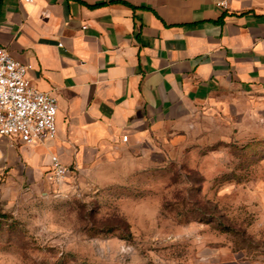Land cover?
Masks as SVG:
<instances>
[{
	"label": "crops",
	"instance_id": "crops-1",
	"mask_svg": "<svg viewBox=\"0 0 264 264\" xmlns=\"http://www.w3.org/2000/svg\"><path fill=\"white\" fill-rule=\"evenodd\" d=\"M0 47L58 104L54 139L0 136L1 191L52 183L53 156L149 165L196 106L264 117V0H0Z\"/></svg>",
	"mask_w": 264,
	"mask_h": 264
},
{
	"label": "rangeland",
	"instance_id": "rangeland-1",
	"mask_svg": "<svg viewBox=\"0 0 264 264\" xmlns=\"http://www.w3.org/2000/svg\"><path fill=\"white\" fill-rule=\"evenodd\" d=\"M165 144L0 190V264H264V117L196 106Z\"/></svg>",
	"mask_w": 264,
	"mask_h": 264
},
{
	"label": "built area",
	"instance_id": "built-area-1",
	"mask_svg": "<svg viewBox=\"0 0 264 264\" xmlns=\"http://www.w3.org/2000/svg\"><path fill=\"white\" fill-rule=\"evenodd\" d=\"M217 5L227 8L224 1ZM30 69V66L16 61L7 49L0 47V136L12 144H32L54 139L57 135V99L32 85L28 77ZM68 170L53 156L50 181L61 182Z\"/></svg>",
	"mask_w": 264,
	"mask_h": 264
},
{
	"label": "trees",
	"instance_id": "trees-1",
	"mask_svg": "<svg viewBox=\"0 0 264 264\" xmlns=\"http://www.w3.org/2000/svg\"><path fill=\"white\" fill-rule=\"evenodd\" d=\"M104 3H99V4H95V5H93V6H90L91 8H95V7H98V6H101V5H103Z\"/></svg>",
	"mask_w": 264,
	"mask_h": 264
}]
</instances>
